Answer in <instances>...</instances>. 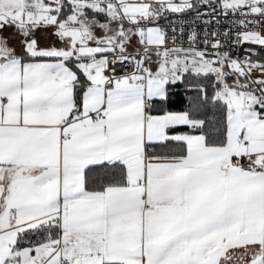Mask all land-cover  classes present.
Wrapping results in <instances>:
<instances>
[{"label":"snow or ice","instance_id":"6c2138e0","mask_svg":"<svg viewBox=\"0 0 264 264\" xmlns=\"http://www.w3.org/2000/svg\"><path fill=\"white\" fill-rule=\"evenodd\" d=\"M261 56L264 0H0V264H264Z\"/></svg>","mask_w":264,"mask_h":264},{"label":"built area","instance_id":"2783aa9c","mask_svg":"<svg viewBox=\"0 0 264 264\" xmlns=\"http://www.w3.org/2000/svg\"><path fill=\"white\" fill-rule=\"evenodd\" d=\"M198 27H202V26L198 25ZM255 58L264 59V56H261V57H254V59H255Z\"/></svg>","mask_w":264,"mask_h":264}]
</instances>
